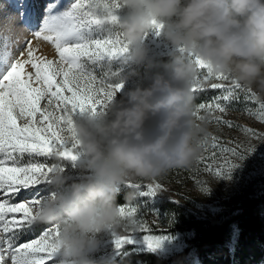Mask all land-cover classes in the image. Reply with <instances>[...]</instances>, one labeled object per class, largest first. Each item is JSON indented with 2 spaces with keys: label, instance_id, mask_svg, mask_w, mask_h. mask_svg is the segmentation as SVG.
<instances>
[{
  "label": "snow or ice",
  "instance_id": "1",
  "mask_svg": "<svg viewBox=\"0 0 264 264\" xmlns=\"http://www.w3.org/2000/svg\"><path fill=\"white\" fill-rule=\"evenodd\" d=\"M119 7L118 0H49L41 14L22 2L17 14L0 17V264L59 262V226L41 222L37 210L52 190L53 177L69 175L81 159L74 118L105 112L124 87L111 77L126 65L127 45L114 23L102 25L98 19L110 16L116 21ZM161 27L156 25V35ZM177 51L184 54L183 49ZM188 55L198 73L193 98L215 93L194 106V119L264 140V132L226 119L230 110H238L264 124V99L257 91L230 76L213 75L195 54ZM112 65L119 66L115 72ZM209 139L212 149L196 160L197 172L202 168L216 177L237 166L233 159L242 160L244 152L254 149L236 140L222 143L221 137L208 134L203 141L206 150ZM142 185H147L148 194L165 188L156 178L125 186ZM119 214L123 231L109 230L116 249L111 264H123L139 253L135 247L126 249L135 245V233L145 234L148 251L167 239L154 235L148 222L137 220L129 204H121Z\"/></svg>",
  "mask_w": 264,
  "mask_h": 264
},
{
  "label": "clouds",
  "instance_id": "2",
  "mask_svg": "<svg viewBox=\"0 0 264 264\" xmlns=\"http://www.w3.org/2000/svg\"><path fill=\"white\" fill-rule=\"evenodd\" d=\"M115 24L127 45L126 65L149 62L146 43L156 25L175 53L163 71H129L105 112L82 114L73 130L82 152L75 176L53 177L37 210L41 222L59 226L58 264H97L99 237L122 226L118 199L128 182L154 179L190 167L209 134L193 117L195 54L213 75H227L264 94V0H118ZM155 21V24L153 23ZM183 49L184 54L177 50ZM136 198L128 191V203Z\"/></svg>",
  "mask_w": 264,
  "mask_h": 264
},
{
  "label": "trees",
  "instance_id": "3",
  "mask_svg": "<svg viewBox=\"0 0 264 264\" xmlns=\"http://www.w3.org/2000/svg\"><path fill=\"white\" fill-rule=\"evenodd\" d=\"M174 53L156 47L150 53L149 62L135 65L130 71L141 76L163 71V65ZM214 94L211 91L198 94V99L193 98L192 107ZM156 179L174 195L165 194L157 204L148 203L144 207L136 198L130 203L125 201L124 194L137 190L126 187L118 203L135 208L136 219L148 222L154 235H179L181 242L177 248L163 252L148 251L136 241L126 249L144 250L133 253L123 264H264V171L239 177L225 191L218 185L216 176L202 168L197 172L196 161L190 167L172 169ZM138 181L148 183L151 180ZM142 187L148 188L147 185ZM208 194L216 196L212 205L202 201ZM145 210L154 213L156 219L147 218ZM117 231L123 230L118 228ZM144 235L135 233L133 238L143 240ZM104 264H111V261Z\"/></svg>",
  "mask_w": 264,
  "mask_h": 264
},
{
  "label": "rangeland",
  "instance_id": "4",
  "mask_svg": "<svg viewBox=\"0 0 264 264\" xmlns=\"http://www.w3.org/2000/svg\"><path fill=\"white\" fill-rule=\"evenodd\" d=\"M29 1V0H27ZM25 3L23 0H0V17L5 15H15L18 13L19 8L18 4ZM35 10H38L43 13V9L47 6L49 3V0H34ZM65 3L69 2V0H64ZM146 43L151 51L159 47L161 49H165V51L171 53L173 51H176L175 49H172L168 44L164 41L161 34L156 35V33L153 31L149 34L147 37ZM151 58V57H150ZM149 58V59H150ZM141 65V64H140ZM135 65H132L131 67H128L127 65L124 66L122 72H120L119 75L111 77L113 82H119L122 78V76L130 71L132 67ZM118 65H112V71L115 72L118 69ZM105 71H107V67L105 68ZM99 74V72H98ZM126 88V85L124 86ZM262 99H264V94H259ZM226 119L232 120L236 124L239 125H248L252 128H255L256 130L260 132H264V124L256 122L255 120L249 118L248 116L244 115L242 112L238 110H230L228 115L226 116ZM205 126L208 129L209 134H214L218 137H221V142L229 141V140H236L241 143L245 147H251L254 148L251 152H244V158L242 160H236L233 159L234 163H237V166L234 167L230 172H227L226 174H221L220 176L216 177V181L218 185L221 187L223 191L229 189L232 187L237 179L241 176H244L245 174L254 173L257 171H264V140L251 138L249 139L247 136L242 134L237 128L229 129L226 126L223 125H215V124H205ZM212 149V141L209 139L207 141V150L203 147L200 155H207ZM82 161L79 160L77 162V168L76 169H69V175L75 176L78 172L79 164ZM213 185V183H210ZM127 186H124L126 188ZM170 195L173 196V192L169 188H163L159 191H157L155 194H148V188L146 187H140L136 190V199L142 204H144V207L149 203L150 205L157 204L163 195ZM203 203L206 205H212L216 201V196L213 194H208L207 196L203 197L202 199ZM146 217L151 219H156V215L154 213H151L150 211L145 210ZM47 224V223H45ZM167 237V239H164L161 243V246L156 249L159 251H168L174 248H177L181 242V236L172 235V234H158ZM135 241H139L143 246H146L143 242V240H138L137 238H133ZM114 237L112 236L111 232H106L100 235L99 237V247L95 250L93 258L97 261V264H104L107 261H112L115 258L116 249L114 246ZM140 250H144V248H140ZM118 258V257H117Z\"/></svg>",
  "mask_w": 264,
  "mask_h": 264
},
{
  "label": "bare ground",
  "instance_id": "5",
  "mask_svg": "<svg viewBox=\"0 0 264 264\" xmlns=\"http://www.w3.org/2000/svg\"><path fill=\"white\" fill-rule=\"evenodd\" d=\"M23 1L25 2L24 4H26L29 9H34L35 10V8H34V5H35L34 0H29V1L23 0Z\"/></svg>",
  "mask_w": 264,
  "mask_h": 264
}]
</instances>
